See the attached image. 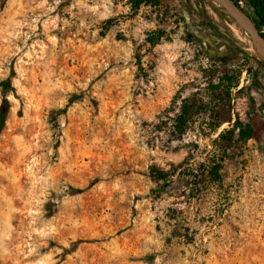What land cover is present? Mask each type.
<instances>
[{
  "label": "rangeland",
  "instance_id": "1",
  "mask_svg": "<svg viewBox=\"0 0 264 264\" xmlns=\"http://www.w3.org/2000/svg\"><path fill=\"white\" fill-rule=\"evenodd\" d=\"M208 2L0 0V81L16 72L0 264H264V67ZM225 64L242 70L231 113L254 138L227 151L221 181L188 195L176 175L158 191L152 166L189 157L186 176L223 156L212 140L228 122L213 132L202 114L180 137L172 124L184 99L209 100V72Z\"/></svg>",
  "mask_w": 264,
  "mask_h": 264
},
{
  "label": "trees",
  "instance_id": "2",
  "mask_svg": "<svg viewBox=\"0 0 264 264\" xmlns=\"http://www.w3.org/2000/svg\"><path fill=\"white\" fill-rule=\"evenodd\" d=\"M233 1L251 16L255 25L263 31L262 34L264 35V0ZM160 2L161 0H129L131 9L134 12L138 11L143 5L158 6ZM208 3L221 17L226 16L213 3ZM205 19L207 18L205 17ZM110 21L111 20H108V23H110ZM206 22L209 23L208 20H206ZM232 22L240 29L234 21ZM210 25L216 30L215 26L211 23ZM164 35L165 32L163 30H157L147 39L151 45L154 46L163 39ZM243 55L244 57H250L251 54L250 52L243 51ZM252 57L257 60L260 66L264 67V60L258 58L257 56ZM247 71H249V68H247ZM241 72L242 70L229 67L226 64L223 65L222 70L215 69L209 72L211 76L209 100L204 101L202 98H198L197 96L184 99L182 101L180 111L173 119V133L178 137L182 136L190 125L195 124L196 118L202 114L208 115L214 120L211 124L212 126L210 127L213 132L217 131L224 122H228L230 126L221 131L217 137L212 140L214 146L223 151V156L213 158L209 157L206 161L199 162L195 170L186 176L184 175L189 157L185 158V160L178 165H172V168L170 169L152 166L149 175L151 179L158 184V191H166L169 187H171L174 181V176L176 175L179 176L180 180H182L183 177H186L184 178L185 185L189 192L186 193V190H184V194L188 195L193 194L192 191L194 188H197L198 190L202 189L201 185L204 181L212 183L221 181V171L224 167V155H226L227 151L233 146L239 147L246 144L250 139L254 138L255 128L253 123L248 119H242L238 113H236L235 116L231 113L232 90L239 87ZM15 74L16 72L14 66L12 65L10 75L6 79L0 81V91L2 94L0 103V137L6 126V121L11 109L9 95L11 93L16 94V89L13 86V78L15 77ZM243 89L244 87L240 88L238 92ZM74 101V99H71L69 101V105ZM62 112L65 113L66 108L63 109ZM171 219L176 218L173 216ZM180 236L185 237L187 240L190 239L189 234H180ZM153 259V254L146 256V260L148 262H152Z\"/></svg>",
  "mask_w": 264,
  "mask_h": 264
},
{
  "label": "water",
  "instance_id": "3",
  "mask_svg": "<svg viewBox=\"0 0 264 264\" xmlns=\"http://www.w3.org/2000/svg\"><path fill=\"white\" fill-rule=\"evenodd\" d=\"M213 3L228 18L234 21L240 29L249 35L252 47L257 56L264 60V35L253 22L251 16L233 0H207Z\"/></svg>",
  "mask_w": 264,
  "mask_h": 264
},
{
  "label": "bare ground",
  "instance_id": "4",
  "mask_svg": "<svg viewBox=\"0 0 264 264\" xmlns=\"http://www.w3.org/2000/svg\"><path fill=\"white\" fill-rule=\"evenodd\" d=\"M231 23H232L231 28L233 29L234 33H236L237 35L243 33V31H241L238 27H236V25L233 22Z\"/></svg>",
  "mask_w": 264,
  "mask_h": 264
}]
</instances>
